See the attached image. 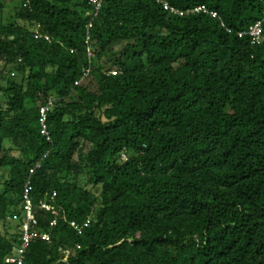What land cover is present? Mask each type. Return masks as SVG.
Instances as JSON below:
<instances>
[{"label": "trees", "instance_id": "obj_1", "mask_svg": "<svg viewBox=\"0 0 264 264\" xmlns=\"http://www.w3.org/2000/svg\"><path fill=\"white\" fill-rule=\"evenodd\" d=\"M162 1L0 0V264L29 180L24 264H264V0Z\"/></svg>", "mask_w": 264, "mask_h": 264}, {"label": "built area", "instance_id": "obj_2", "mask_svg": "<svg viewBox=\"0 0 264 264\" xmlns=\"http://www.w3.org/2000/svg\"><path fill=\"white\" fill-rule=\"evenodd\" d=\"M157 3H160L163 5V8L165 11L170 12L177 16H184L189 13H205L210 14L212 17L216 18L218 15L215 12L208 11L205 7H198L195 8L189 12H182L178 9H175L171 7L168 3L163 2L162 0H156ZM89 4L92 6L93 11L91 12V16L94 18L98 16L102 6H103V0H89ZM263 21L257 22L254 26H252L248 31L239 33V37H245L248 36L251 39L252 45H260L264 42V32H263ZM92 27V23L88 26L90 29ZM230 32V31H229ZM38 37V36H37ZM49 39V38H48ZM90 59L93 57L92 53L89 52ZM113 75H116V72L112 73ZM90 75V69L84 71V77L80 82H77V85H80L84 82V80ZM53 105V101L50 100L49 105L47 107L41 108V126H42V134L44 136H47V139L49 138L48 133V126H47V112L49 111V108ZM41 165L37 164L36 168H40ZM34 173V170L31 171V175ZM32 185L30 180L25 184L24 186V206L22 210V226H21V245L16 249V252L13 254V256H10L6 259V263L8 264H24L25 255L28 249V246L30 243L36 239L41 237L43 241L49 242L50 241V235L48 234H40L38 232V226H39V220L36 215V211L34 209V203L31 198L32 193ZM39 209L42 211L50 212L52 215L59 217L60 211L53 206L52 204L41 202ZM90 222H87L84 224V227H87ZM58 224V220L53 219L50 223V226L56 227ZM71 227L74 228L76 231L81 233L83 227H81L76 222L70 223Z\"/></svg>", "mask_w": 264, "mask_h": 264}, {"label": "rangeland", "instance_id": "obj_3", "mask_svg": "<svg viewBox=\"0 0 264 264\" xmlns=\"http://www.w3.org/2000/svg\"><path fill=\"white\" fill-rule=\"evenodd\" d=\"M20 1L21 0H7V5H6V8H5V11H4V15H3V18L5 21H7L8 17L13 15L14 14V10H15V7H17L19 4H20ZM118 48H120V46H118ZM1 67H2V64H0V70H1ZM17 79V77H16ZM2 85L5 84V79H1V82H0ZM88 85L90 87H92L93 89L95 88V83L91 80H86L82 83V85ZM1 157V155H0ZM82 180L84 179V177L81 178ZM89 189H91V187L89 186L88 187ZM15 225V224H13ZM5 233V228L0 225V235L1 234H4Z\"/></svg>", "mask_w": 264, "mask_h": 264}]
</instances>
